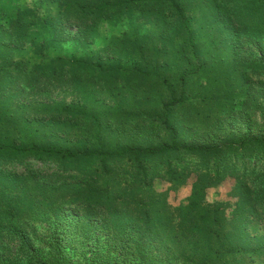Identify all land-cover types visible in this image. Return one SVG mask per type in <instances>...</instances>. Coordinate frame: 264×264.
I'll return each mask as SVG.
<instances>
[{"label": "trees", "instance_id": "trees-1", "mask_svg": "<svg viewBox=\"0 0 264 264\" xmlns=\"http://www.w3.org/2000/svg\"><path fill=\"white\" fill-rule=\"evenodd\" d=\"M0 264H264V0L1 7Z\"/></svg>", "mask_w": 264, "mask_h": 264}, {"label": "rangeland", "instance_id": "rangeland-1", "mask_svg": "<svg viewBox=\"0 0 264 264\" xmlns=\"http://www.w3.org/2000/svg\"><path fill=\"white\" fill-rule=\"evenodd\" d=\"M36 1H39V0H0V8L1 7L3 8V7L17 6L19 4H22L23 2H26L29 5H32V4L36 3ZM67 30L72 35L77 31V28L76 27H68ZM104 41L105 40L103 37H98L94 42L90 43L91 44L90 48L72 41V42L65 45L64 52L68 55H72L74 53L81 54V53L90 51V49L100 48ZM30 46H31L30 42H27L26 47L29 48ZM99 55H100V53H96V52L93 53L94 57H97ZM54 98L70 101L73 98V95H72L71 91L63 90L61 92L58 91L56 94H54ZM31 99L32 98L29 97L27 100L30 101ZM191 178L189 179L187 185L182 187L179 191L172 193V195L170 197L171 203L178 204L185 196H187V194L189 193L190 188H191V183L193 181V179H191ZM231 185H232V180L229 179L225 183H223V185L220 186L219 188H210L209 189V192H210L209 198H213L214 196H216V197L222 198L224 200L230 199V196L228 193L231 189ZM101 240L95 242L93 245L90 244L92 251H88L89 249H84V252L81 253L80 255L76 254L75 259L77 260V262L80 260L82 263H86L89 260V258H91V256L94 254L93 250L95 248H100L101 252H105V250H106V252L108 254H110L111 249H110V246L108 245L107 241H105V240L101 241Z\"/></svg>", "mask_w": 264, "mask_h": 264}]
</instances>
